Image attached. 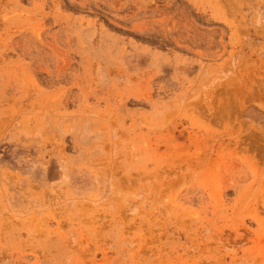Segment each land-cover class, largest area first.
I'll return each mask as SVG.
<instances>
[{"label": "rangeland", "instance_id": "1", "mask_svg": "<svg viewBox=\"0 0 264 264\" xmlns=\"http://www.w3.org/2000/svg\"><path fill=\"white\" fill-rule=\"evenodd\" d=\"M0 264H264V0H0Z\"/></svg>", "mask_w": 264, "mask_h": 264}]
</instances>
